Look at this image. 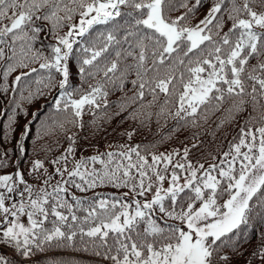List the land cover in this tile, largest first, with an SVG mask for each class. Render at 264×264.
Segmentation results:
<instances>
[{
  "label": "snow or ice",
  "instance_id": "6c2138e0",
  "mask_svg": "<svg viewBox=\"0 0 264 264\" xmlns=\"http://www.w3.org/2000/svg\"><path fill=\"white\" fill-rule=\"evenodd\" d=\"M203 3L0 0V92H15L34 80L37 87L23 97L32 103L58 86L52 107L65 118L50 117L42 128L45 135L62 132L68 144L50 161L54 172L40 159L32 161L29 175L42 181L37 185L19 169L0 175V248L27 260L36 249L70 241L79 231L105 248L112 264H217L220 244L247 226L256 208H264V0H213L203 19L192 24ZM178 7L187 11L171 18ZM96 25H105V32L93 35ZM41 33L55 42L44 44ZM73 59L81 87L70 82ZM23 68L30 70L9 85V76ZM101 73V80L82 90ZM109 85L124 93L114 105L108 102ZM10 103L15 113L20 105ZM102 106L117 109L111 115L105 111L107 119L124 113L126 120L150 119L149 110L158 107V118L168 114L192 124L221 112L218 128L251 112L219 164L208 168L188 161L187 149L175 163L179 152L152 154L149 161L139 146L76 159L72 129L85 126L86 109ZM4 115L8 139L16 121ZM29 124L21 139L28 136ZM17 148L25 152L19 142ZM7 166L0 158V168ZM56 176L60 179L52 184ZM105 184L127 188L123 197L128 199L69 200L70 187L85 192ZM80 211L87 213L83 219L76 215ZM259 255L264 260V251ZM0 264L12 262L0 254Z\"/></svg>",
  "mask_w": 264,
  "mask_h": 264
},
{
  "label": "trees",
  "instance_id": "16d2710c",
  "mask_svg": "<svg viewBox=\"0 0 264 264\" xmlns=\"http://www.w3.org/2000/svg\"><path fill=\"white\" fill-rule=\"evenodd\" d=\"M212 2L213 0H204L203 6L191 20L192 24L203 19L204 15L211 7ZM192 3H194V0H189V7ZM178 4L179 0H177V5ZM124 11L130 10L124 9ZM186 11V8L178 7L177 10L172 11L169 15L171 18H175ZM4 23H8V21ZM105 30V25H96L94 26L93 35L105 32ZM66 31L67 28H64L61 34ZM224 31H227V27H225ZM41 38L44 44L55 42L45 37L44 33H41ZM36 47L39 48L40 44L37 43ZM45 54H47V50H45ZM254 62L255 61H253V63ZM30 67H38V64L30 65ZM78 67L79 64L75 59L70 61L69 68L72 74L70 82L75 86L81 87V78L77 73ZM29 70V68L17 69L16 72L9 76L8 84H12L15 76ZM102 75L101 73L97 76L96 80H89L88 84H83L82 90L87 91L89 84H95L97 80H101ZM0 83H3L2 79H0ZM36 87L35 81L29 80L26 83H21L15 92L11 91V89L6 95L0 92V158L4 159L8 165L5 168H0V175L11 174L19 169L24 173L25 179L33 185H37L42 181L35 179V173L29 175L32 161L40 159L44 161L45 167L49 172H54V166L50 161L59 156L68 146L62 132L57 131L52 135H45L42 128V125L50 122V117L55 120H64L65 118L64 113H56L52 107L53 98L59 91L58 86L53 89L49 95L34 99L32 103H28L23 97H27L28 92ZM107 87L109 91V105H114L119 99L124 97L123 92L113 90L110 85ZM13 100L20 105L15 113L12 111L15 105L10 103V101ZM162 100L163 96H161V101ZM169 107L172 106L170 105ZM225 107H227V105ZM21 109L23 111H21ZM105 111L111 115L116 112L117 109L114 106L107 110H105L103 106L98 110L86 109L83 116L85 126L83 128L77 127L72 129L77 135L76 159L91 157L100 153L126 151L128 147L139 146L142 154H144L149 161L151 160L152 154L159 155L160 153L167 154L179 152L180 155L173 159V163H175L183 157L184 151L187 149L188 161L196 167L203 164L205 168H208L212 164H219L222 154L229 150V143L233 141L234 137L239 136L240 127L244 123V118L251 112V108L241 114L237 120L230 123L225 122L219 128L217 125L221 122V112H216L214 115L209 113L207 121L200 118L197 124H192L191 122L185 123V121L179 120V118H173V116L168 114L158 118L155 115V113L159 111L158 107H153L149 110L153 113L150 119L141 117L135 121L124 119L123 117L126 113L112 119H107L104 116ZM172 111H175L174 107H172ZM5 113L7 115H14L16 121L12 126L14 132L8 139L4 138L5 124L7 122V116L4 115ZM33 113H36L35 119H33ZM94 113L98 115L94 116ZM94 118L97 120L95 125L91 123ZM69 119H71V117H69ZM106 119L107 122H105ZM187 119L191 121L192 118L189 117ZM141 120H143V123H141ZM29 121H31V124H29V134L24 139H21L24 125L28 124ZM67 126L69 128L72 127L70 124ZM129 132L133 133L131 138L128 136ZM17 142L25 149L23 154L18 150ZM236 142H238V140ZM49 148H51V151H47ZM5 151L9 153L7 157L3 155ZM68 166L71 167V164ZM95 167L99 168L101 166L95 165ZM161 167H163V165H161ZM171 170V165H169V173ZM59 179L60 178L56 176L52 180V184H55ZM127 192V188H116L110 184L98 186L85 192L70 187L69 200L71 201L73 196L87 200H98L101 198H108L111 200L114 197L128 199L127 197H123V194ZM76 215L83 219L87 213L80 211L77 212ZM53 220L54 218H50L49 227L52 226ZM169 223L175 222L169 221ZM82 226L87 230V224ZM62 230L68 231L67 226L63 227ZM229 235L231 239H225L224 242L220 244L216 258L217 264H264V260H262L259 255V253L264 251V208H256L251 214L247 226H242L240 230ZM225 250H228L229 256L221 257V253ZM0 254L7 257L12 264L112 263L111 260L107 258V251L105 248L92 243L90 238L81 235L79 231H77V234L70 241L62 240L60 242H52L44 245L42 248L36 249L27 260L21 257L18 252H14L8 247L0 248Z\"/></svg>",
  "mask_w": 264,
  "mask_h": 264
},
{
  "label": "rangeland",
  "instance_id": "374dc122",
  "mask_svg": "<svg viewBox=\"0 0 264 264\" xmlns=\"http://www.w3.org/2000/svg\"><path fill=\"white\" fill-rule=\"evenodd\" d=\"M207 166H208V165H207ZM183 175H185V174H183ZM164 186L167 187V181H165ZM149 198H151V197L149 196ZM138 199H142V198H138Z\"/></svg>",
  "mask_w": 264,
  "mask_h": 264
}]
</instances>
